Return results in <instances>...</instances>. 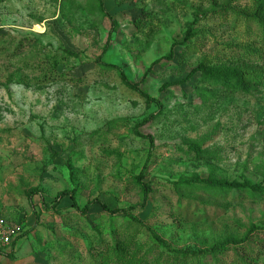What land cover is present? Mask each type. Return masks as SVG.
Here are the masks:
<instances>
[{
	"label": "rangeland",
	"instance_id": "374dc122",
	"mask_svg": "<svg viewBox=\"0 0 264 264\" xmlns=\"http://www.w3.org/2000/svg\"><path fill=\"white\" fill-rule=\"evenodd\" d=\"M256 1L0 0V217L27 232L23 251L0 264H183L155 247L145 227L178 250L264 227L263 196L194 187L264 183V15L255 19ZM191 26L197 35L184 44ZM101 63L120 67L163 112ZM201 65L261 74L263 84L227 95L199 76L186 81ZM172 83L181 84L164 88ZM140 125L153 146L133 133ZM195 144L206 159L190 151ZM63 192L76 201L57 206ZM96 200L137 208L81 213ZM249 245L264 246V232ZM242 252L215 264H239Z\"/></svg>",
	"mask_w": 264,
	"mask_h": 264
},
{
	"label": "trees",
	"instance_id": "16d2710c",
	"mask_svg": "<svg viewBox=\"0 0 264 264\" xmlns=\"http://www.w3.org/2000/svg\"><path fill=\"white\" fill-rule=\"evenodd\" d=\"M69 1V0H68ZM232 1V0H230ZM102 5V4H101ZM258 15H264V0H257L256 1V18H258ZM113 21V26H117V22L115 20ZM260 26L262 27V34H264V22L259 20ZM197 35L196 31L192 26L190 27L188 34L186 36V39L184 41V44H188L189 42L193 41L195 36ZM113 45V40H108V43L104 50V56L107 55L111 51V46ZM16 54V53H13ZM65 58L74 57L78 58L79 55L70 53V52H64L63 53ZM252 57V54L249 55V58ZM175 56L174 53H172L169 57L166 59L168 61L174 60ZM54 61V60H53ZM99 62V61H98ZM161 61H157L155 64H159ZM55 65V64H54ZM101 67L105 68L108 71H119L120 77L122 79L123 84L130 88L135 90L136 92H139L142 97H144L148 102H153L158 105L159 107V114L163 112V104L159 100H154L151 98L147 93L142 92L139 84H132L127 76L125 75L124 71L115 65H110L106 63H101ZM55 70V69H52ZM199 76L201 78V81L203 84H205L207 87L210 88H216V89H223L224 93L228 95V93L231 95H235L236 93H242V94H251L253 91L257 90L262 84V76L261 74L257 73L254 75V77H251L249 74H245L244 71H242L238 67H205L203 65L199 66L195 70L192 71L190 78L186 81H189L191 78ZM183 83V82H182ZM181 83H172V84H166L164 86L165 89L171 88L174 86H177ZM206 87V88H207ZM196 95L201 96L205 99H211L212 97H215V94L213 91H209L207 89H196L195 92ZM158 114V115H159ZM158 115L152 116L149 120H146L145 123L149 122L150 120H154L158 118ZM116 123V121H115ZM113 123L112 125H114ZM143 125V124H142ZM138 126L134 129L133 133L137 135V137L146 138L151 141L152 146L154 145V139L152 137H145L142 134L138 132L139 128ZM190 151L195 154L198 158L206 159L207 155H209V151L204 150L202 145L195 144L192 147H190ZM262 176L264 178V167L262 169ZM144 176V175H142ZM200 184L198 186H194L196 188H205L210 191H216V192H224V191H236V192H246L251 191L255 193L256 196H263L264 197V183H254L248 179H245L243 182L238 181H226V180H216V179H208V180H199ZM208 192V191H207ZM66 197H70L74 202L76 201V198L73 194L69 192H63L59 195V197L56 200V205L58 206ZM76 205V204H75ZM100 205L103 210L112 215L116 216L122 213H128L129 211L135 210L137 207H132L129 210H113L111 209L107 204L101 202V201H94L89 203L83 210H81L82 214H87L89 211L95 206ZM134 224L140 225L141 227H144L145 224L143 221L138 219H132ZM149 234V240L152 242V244L160 249H163V254H169L171 257L175 260H185V263L188 264L190 260L197 261L199 264H201L206 260H212L215 264L216 262L220 263L221 259H224L229 255L230 252H235L237 254L241 253L242 251H245L242 255V258L239 262V264H248L246 261H253L254 264H264V246L262 245L259 249L257 248L256 251L250 249V242L251 238L258 233L264 232V227L262 226H253L248 234L245 236L244 239H236V238H227L224 241L214 242L212 246H210L207 249H173L171 246L168 245L167 242L163 241L159 236L155 234L149 227H145ZM254 252V253H253ZM173 264V263H171Z\"/></svg>",
	"mask_w": 264,
	"mask_h": 264
},
{
	"label": "built area",
	"instance_id": "2783aa9c",
	"mask_svg": "<svg viewBox=\"0 0 264 264\" xmlns=\"http://www.w3.org/2000/svg\"><path fill=\"white\" fill-rule=\"evenodd\" d=\"M23 235L21 225L12 224L4 218H0V254Z\"/></svg>",
	"mask_w": 264,
	"mask_h": 264
},
{
	"label": "crops",
	"instance_id": "0c3cea01",
	"mask_svg": "<svg viewBox=\"0 0 264 264\" xmlns=\"http://www.w3.org/2000/svg\"><path fill=\"white\" fill-rule=\"evenodd\" d=\"M0 218H4V217H0ZM6 219V218H4ZM8 222L12 223V224H18L21 225L20 223H14L11 222L10 220L6 219ZM26 231L24 230L23 235L21 237H19L11 247L7 248L5 251H3L0 254V259H4L6 257H10V256H17L19 255L24 248V244L27 240V235H26Z\"/></svg>",
	"mask_w": 264,
	"mask_h": 264
}]
</instances>
